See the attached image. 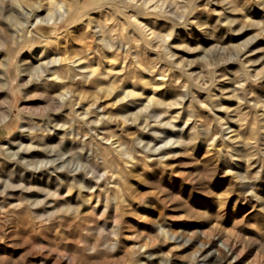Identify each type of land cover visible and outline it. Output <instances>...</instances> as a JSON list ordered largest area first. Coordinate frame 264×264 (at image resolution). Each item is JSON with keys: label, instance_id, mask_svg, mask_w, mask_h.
<instances>
[{"label": "rangeland", "instance_id": "obj_1", "mask_svg": "<svg viewBox=\"0 0 264 264\" xmlns=\"http://www.w3.org/2000/svg\"><path fill=\"white\" fill-rule=\"evenodd\" d=\"M1 1L0 16L23 24L12 28L19 44L9 59L0 48L8 66L0 74V116L8 115L0 122V264H132L115 244L129 254L147 250L149 264H264V0H110L94 19L110 18V10L123 40L71 65L86 74L94 63L116 88L93 91L98 98L87 103L39 89L50 79L45 69L58 64L39 50L37 27L46 24L32 26L46 10ZM55 23L60 35L75 29L64 18ZM84 30L98 42L97 23ZM125 91L134 94L120 99ZM69 101L67 124L57 112H69ZM46 103L55 111L35 116ZM123 103L126 120L113 112ZM110 113L120 123L103 127ZM100 153L110 167L87 169L101 164ZM119 185L135 211L114 226L119 235L107 252L86 250L82 221L56 210L74 208L79 191ZM140 215L204 252L192 262L176 255L175 243L155 249Z\"/></svg>", "mask_w": 264, "mask_h": 264}, {"label": "bare ground", "instance_id": "obj_2", "mask_svg": "<svg viewBox=\"0 0 264 264\" xmlns=\"http://www.w3.org/2000/svg\"><path fill=\"white\" fill-rule=\"evenodd\" d=\"M1 2H3V0ZM109 3L110 0H10V4H8L9 7L14 6V4H16L18 7L22 5L28 8H33V6H37L38 8L40 7L46 10V16L36 17V19L32 23V26L36 25V23L46 24L38 25L37 27L39 34H37L36 37H38V42L42 44L39 46V50L40 53L44 51L47 56H52V58L50 59V63L53 64L55 62H58V64L55 63V65H53L50 69H45L48 71L50 79H46L41 83L39 89L42 93H44L45 95H49L53 92L54 89H60L61 96L65 95L66 93H69L70 95H74L75 99H84L83 101L87 103V101L90 99L92 100L94 98L93 101H95L98 98L97 94H93V91H101L105 95H111V93L115 91L116 87H114V83L111 81H106V79L104 80V78H101V72L95 70L96 68L94 67V63L89 62V70L86 74H81L77 71H74V67L71 65L76 60L83 59L84 54L87 51L90 52L93 49L98 50L100 45H103L106 49H111L113 46H115V40H119V42L123 40L122 32L117 29V26L113 22L114 19H112L113 17L110 10L108 11L111 16L110 18L109 15H105V18L101 21L97 20L96 22L94 19V11L96 12V10L100 9L101 6ZM4 7L5 6L2 7L0 12L3 11ZM10 14L11 13L0 16V48L5 51L4 56H2V58L7 59H9V50L19 44L16 41L17 34H15L16 36H14L15 29L12 30V28L16 25L20 26L21 24H23V22L19 23V21H17ZM100 14L101 13H99V16H101ZM132 14H129L126 17L131 18L133 17ZM61 18H64L68 24H73L75 29L69 30V32L60 35L58 31L59 26L57 23H55V21H59V19ZM92 21L95 22V24L97 23V27L99 29V35L97 37L99 39L98 42L95 44H93L94 40H88V36L84 30L85 26L88 27V25L92 23ZM50 24H54V28L52 31L51 27L48 26ZM50 31L51 33H49ZM19 38H21L22 41L20 42V45H23L28 42L25 39V36L21 34ZM132 39L134 40V42L137 41V37L135 36ZM101 52L103 53V56L105 55L106 57L111 55L107 50L104 49H102ZM0 67H2L0 74L6 76L7 74L5 75V73L8 70V66H6V64L3 65V63L0 62ZM76 76H80V78L75 79L77 78ZM133 77L134 75H130L129 80H132ZM129 80L125 81L122 84V87H125L124 84L126 82L129 83ZM130 84L132 85V82H130ZM2 85H4V83H1V86ZM82 90L89 91V94L82 92ZM125 93L126 95L122 97L120 96V99H123L125 96L134 94L133 91H125ZM161 101L162 100H156L157 103H155V110L161 111L160 108H158L159 105L164 104ZM46 102H48V100H46ZM170 105L171 103L169 102L166 106L169 107ZM63 107L64 105L59 106L57 109H62ZM72 107L73 104L69 101V112L63 115H61L62 113L60 114V112H57V114H59L58 116H61L60 119H62L67 124L69 123L67 121V118L71 115ZM127 107V103H123L118 106L115 110H113V112L118 113L120 115L119 117L122 116L123 120H126L122 110L123 108ZM48 110L55 111L52 105L46 103V107H44L41 111H36L34 114L35 116L39 114L46 115L45 113H47ZM7 117V114L5 116H0V122L5 121ZM138 117V114L136 116H133V121H137ZM110 122L120 123L119 120H116V118L112 116V113H110V115L106 117V122L104 121L103 127H108ZM81 131L84 132L82 128ZM127 154L129 158H131V152H129V150H127ZM99 158H101V164H89V167L87 169H92V171H96L98 173V170L96 168L100 167V169H106V167H110L108 165L109 162L106 153H100ZM113 163L116 164L114 161ZM110 169L112 172L115 171V169L113 168ZM120 178L122 179L123 175ZM77 183L79 182H76V184ZM82 183L83 180H81V183L78 184L79 189H82L84 187ZM67 186L70 187L72 186V184L68 183ZM69 187L67 189V192L70 191ZM127 193H130V190L125 185H119L117 188H106L103 191L94 189L79 191L80 202L74 208L71 209L67 206L59 207L56 210V213H58L59 211H63L65 213H69L70 218L82 221L83 230L85 232V237L83 239V247L86 250H102L107 252L109 248L107 249L105 245L108 244V242H112V240L116 239L115 237L119 235L117 232L118 229H114V226L120 224V221L122 222L123 220L128 218L124 215L133 214V208H126L127 206H130V202L127 201ZM158 214L161 215V213ZM140 217L142 216L140 215ZM149 220L148 218L142 217L143 229L147 237L150 239V245L155 249H159L162 252L165 250L169 251L171 250V245L175 243V245L178 246L179 249L176 250V255L185 257L189 260L191 259L192 262L195 261L194 257L196 255V252H200V255L204 252V247L201 246L202 244L197 245L196 243L192 242V244L190 245L195 246V251H190L189 253L188 250L190 245H186L185 241L183 240H177L175 237L170 236L165 227L161 226V224L156 227L152 224V220ZM110 223H112V226L111 228L107 229V226ZM153 223H155V221ZM141 245L143 246V244ZM141 245L139 246V248L141 247ZM115 246L116 247H113L114 249L112 250L121 253L120 255L122 256V258L126 257L127 259H130L132 264H149L147 259V250H141L138 251V253L129 254L126 252L124 253V251L121 250L120 246H118L117 244H115ZM183 253L185 254L183 255ZM242 255L243 254L241 250V252L236 255L235 260L239 261ZM253 263L254 262H252L251 264ZM220 264L224 263L220 262Z\"/></svg>", "mask_w": 264, "mask_h": 264}]
</instances>
